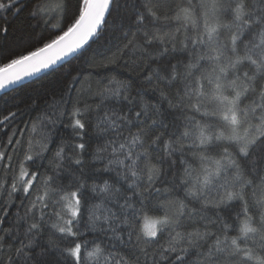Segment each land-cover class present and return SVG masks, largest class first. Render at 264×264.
<instances>
[{
	"label": "snow or ice",
	"instance_id": "obj_1",
	"mask_svg": "<svg viewBox=\"0 0 264 264\" xmlns=\"http://www.w3.org/2000/svg\"><path fill=\"white\" fill-rule=\"evenodd\" d=\"M0 93V264H264V0H0Z\"/></svg>",
	"mask_w": 264,
	"mask_h": 264
},
{
	"label": "trees",
	"instance_id": "obj_2",
	"mask_svg": "<svg viewBox=\"0 0 264 264\" xmlns=\"http://www.w3.org/2000/svg\"><path fill=\"white\" fill-rule=\"evenodd\" d=\"M24 83L27 85L30 82L29 81H25ZM25 91H26L25 88H19L18 91L15 93V95H17V96H23ZM0 95H3V93H0ZM0 104H2V101H0Z\"/></svg>",
	"mask_w": 264,
	"mask_h": 264
}]
</instances>
